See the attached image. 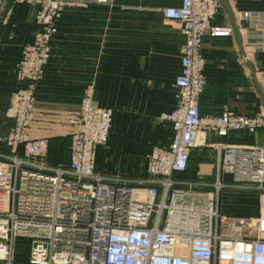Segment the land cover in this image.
I'll return each mask as SVG.
<instances>
[{"label": "built area", "instance_id": "1", "mask_svg": "<svg viewBox=\"0 0 264 264\" xmlns=\"http://www.w3.org/2000/svg\"><path fill=\"white\" fill-rule=\"evenodd\" d=\"M26 1L39 6L40 31L22 49L16 74L24 86L11 97L6 114L13 127L0 140L5 150L0 152V264H17V239L32 242L25 264H264V216L252 237L228 235L222 221L232 218L219 210V195L228 186L218 181L214 193L175 188L174 177L188 170L201 133L226 138L264 127V115L250 118L225 109L217 117L201 116L203 40L234 34L232 26L216 23L224 10L219 0H182L180 7L163 11L185 37L175 81L179 102L161 116L174 137L169 147L149 156L144 188L96 174L95 151L110 138L112 112L95 102L92 90L81 102L68 168L47 163V140L29 139L37 86L51 59L60 12L106 0ZM245 19L249 43L264 52V15ZM219 168L237 188L264 190V148L225 147Z\"/></svg>", "mask_w": 264, "mask_h": 264}, {"label": "crops", "instance_id": "2", "mask_svg": "<svg viewBox=\"0 0 264 264\" xmlns=\"http://www.w3.org/2000/svg\"><path fill=\"white\" fill-rule=\"evenodd\" d=\"M182 0H106L85 8L63 9L58 18L51 59L38 83L31 141L47 140V163L68 168L71 138L80 131L81 102L92 90L95 102L112 112L108 143L96 148V174L129 181L144 188L149 177L148 158L156 148L170 146L174 130L161 120L179 102L175 81L181 73L185 37L179 23L168 21L163 11L180 7ZM243 41L241 54L235 35L203 40L206 88L200 98L203 118L220 116L225 109L246 117L264 115V52L249 43L247 16H263L264 0H229ZM6 25L0 27V136L13 127L5 120L17 80L22 49L40 31L39 6L11 0ZM232 26L225 10L216 20ZM257 88V86H256ZM260 94V95H259ZM225 147L264 148V127L250 134L232 132L226 138L214 132L200 134L191 151L188 170L177 174L176 189L214 193L221 181L219 210L224 216H264V190L237 188L219 168ZM0 152H5L3 148Z\"/></svg>", "mask_w": 264, "mask_h": 264}, {"label": "rangeland", "instance_id": "3", "mask_svg": "<svg viewBox=\"0 0 264 264\" xmlns=\"http://www.w3.org/2000/svg\"><path fill=\"white\" fill-rule=\"evenodd\" d=\"M15 1L27 3V4H31V5H37L34 3L27 2L26 0H15ZM10 2H11V0H0V27H3L6 25L5 23L7 22V19L9 17L10 12H11ZM254 88L258 89V88H256V86ZM6 113H7V111H6ZM5 118H6L5 120H9L10 124H12V122H11L12 120L7 117V114L5 115ZM3 137H4V135L0 136V140ZM108 141H107V143H108ZM105 144H102V145H105ZM1 148H3V146L0 142V149ZM221 214L223 215V213H221ZM231 218H232V220L224 219L222 221V223H223L222 229H224L223 230L224 233H226L228 235H232V236L252 237L254 235V231H255L254 226H255L256 221H257L256 219H254V218H235V217H231ZM233 219H235V220H233ZM242 219L244 220V224H241L240 220H242ZM31 245H32L31 240L17 239V241L15 243V254H16L15 256H16V263L17 264H25L28 262L30 250H31Z\"/></svg>", "mask_w": 264, "mask_h": 264}, {"label": "water", "instance_id": "4", "mask_svg": "<svg viewBox=\"0 0 264 264\" xmlns=\"http://www.w3.org/2000/svg\"><path fill=\"white\" fill-rule=\"evenodd\" d=\"M220 4L222 5L223 9L227 12L230 20H231V23H232V27L234 29V35L237 39V42H238V45H239V49H240V52L241 54L244 56V58L247 60V63L248 65L250 66L253 74H255L254 70H253V67H252V64L250 63V61L248 60V57L244 51V47H243V41H242V38H241V35L239 33V30L237 28V25H236V22H235V19H234V15H233V12H232V9H231V6L229 4V0H219ZM255 84L258 88V91L259 93L261 94V97L263 99V102H264V94L262 92V89L259 85V83L257 82V80L255 81Z\"/></svg>", "mask_w": 264, "mask_h": 264}]
</instances>
